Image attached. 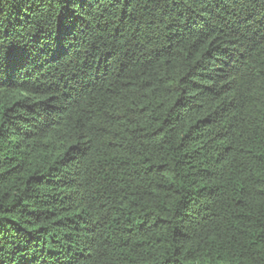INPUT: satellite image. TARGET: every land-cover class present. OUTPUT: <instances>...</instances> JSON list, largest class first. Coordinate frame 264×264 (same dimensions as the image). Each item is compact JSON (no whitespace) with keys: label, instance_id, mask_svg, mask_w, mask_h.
Returning a JSON list of instances; mask_svg holds the SVG:
<instances>
[{"label":"trees","instance_id":"trees-1","mask_svg":"<svg viewBox=\"0 0 264 264\" xmlns=\"http://www.w3.org/2000/svg\"><path fill=\"white\" fill-rule=\"evenodd\" d=\"M0 264H264V0H0Z\"/></svg>","mask_w":264,"mask_h":264}]
</instances>
